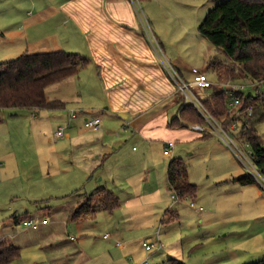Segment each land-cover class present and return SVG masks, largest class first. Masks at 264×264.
Listing matches in <instances>:
<instances>
[{
  "label": "rangeland",
  "instance_id": "rangeland-1",
  "mask_svg": "<svg viewBox=\"0 0 264 264\" xmlns=\"http://www.w3.org/2000/svg\"><path fill=\"white\" fill-rule=\"evenodd\" d=\"M224 1L137 0L135 4L140 22L158 46L157 55L167 63L174 61L168 64L186 83L194 79L189 69L205 70L211 59L224 62L197 32L205 15ZM6 49H11L9 44L0 42V63L22 54L11 50L2 55ZM81 50L83 53L76 55L87 59V67L46 90L47 101H59L64 109L0 111V228L14 214L32 217L38 224L44 219L46 224L38 225L35 231L25 230L21 222L13 228L18 257L7 264H166L168 260L253 264L264 259V177L251 163L235 158L213 134L208 139L175 143L170 157L163 155L164 147L158 143L123 138L122 121H107L110 118L104 116V134L90 139V132L83 129L85 114L74 119L67 116L68 110H80L90 117L88 112L104 102L102 89L90 82L87 51ZM206 77L210 83L217 82L211 72H206ZM191 92L201 102L211 94L196 89ZM176 94L181 104H190ZM59 127L64 129V137L55 139ZM256 132L264 143V120ZM227 134L235 138L233 133ZM101 142L105 145L99 163L94 157ZM172 159L184 164L188 182L195 186L193 200L184 199L174 207L165 188L164 171ZM247 174L254 183L240 185L236 180ZM96 186H106L114 194L119 190L124 194L131 187L141 210H129L128 215L116 209L80 222L69 221L68 215ZM146 189L148 196L143 193ZM157 230L163 248L146 253L141 243L148 238L155 240ZM117 241L123 246L113 251L109 246ZM75 249L85 259L73 255Z\"/></svg>",
  "mask_w": 264,
  "mask_h": 264
},
{
  "label": "crops",
  "instance_id": "crops-1",
  "mask_svg": "<svg viewBox=\"0 0 264 264\" xmlns=\"http://www.w3.org/2000/svg\"><path fill=\"white\" fill-rule=\"evenodd\" d=\"M15 14L18 15L15 17L17 19H14ZM0 31L4 32L0 42L2 45L9 44L11 48L6 49L2 55L10 54L11 50L22 54L63 51L80 55L83 53L81 49H86L85 53L90 59V82L104 93L102 106L88 112L90 118L98 117L101 120L108 116L110 119L107 121L111 118L119 119L123 124V138H141L162 147L172 143L173 150L177 142L193 138L200 140L202 134L190 129L188 132V128H168L171 120L177 118L183 104L162 67L156 47L149 40L150 32L140 22L133 0H0ZM173 62L168 63L173 65ZM101 133V128L96 132L90 131V139L104 134ZM211 137L212 134H209L208 138ZM104 145L101 142L96 149L98 154L94 160L99 163ZM166 169L167 165L164 169L165 188L170 192ZM98 188L101 187L96 186L95 190ZM103 188L114 192L106 186ZM129 188L124 194L121 190L119 194L113 193L120 202L117 210L127 211L128 215L129 210H141L137 193ZM143 193L148 196L150 191L146 189ZM176 203L173 202L172 206ZM12 217L18 216L12 215L0 228V243L16 248L17 237L13 228L17 225L12 224ZM25 220L34 221L27 216ZM122 246L117 241L109 247L115 251L113 248L119 249ZM72 254L85 259L80 250L75 249ZM113 264H117L116 261Z\"/></svg>",
  "mask_w": 264,
  "mask_h": 264
},
{
  "label": "trees",
  "instance_id": "trees-1",
  "mask_svg": "<svg viewBox=\"0 0 264 264\" xmlns=\"http://www.w3.org/2000/svg\"><path fill=\"white\" fill-rule=\"evenodd\" d=\"M197 32L224 58V62L211 59L206 64L205 71L214 74L217 81H264V0H225L205 15L197 27ZM87 65V59L63 51L23 53L13 61L0 63V111L64 109V104L59 101H47L46 90L76 77ZM201 104L222 128L232 122L226 114L223 94L209 95ZM263 120L264 99L261 93L249 125L240 133V138L241 142L249 145L253 168L262 177L264 148L256 127ZM189 125H204V120L192 105L186 104L181 106L177 118L171 120L168 128L185 129ZM208 137V134H202L200 140ZM236 181L242 186L254 183L253 177L248 174ZM166 182L177 202L193 200L195 197V186L188 182L186 167L180 160L172 159L168 162ZM119 206L120 202L112 192L98 188L84 196L83 204L68 215V220L80 222L93 218L98 212L112 213ZM25 219L26 216L12 217L11 222L18 225ZM17 257V248L0 243V264H7ZM166 264L181 263L168 260ZM253 264H264V259Z\"/></svg>",
  "mask_w": 264,
  "mask_h": 264
},
{
  "label": "built area",
  "instance_id": "built-area-1",
  "mask_svg": "<svg viewBox=\"0 0 264 264\" xmlns=\"http://www.w3.org/2000/svg\"><path fill=\"white\" fill-rule=\"evenodd\" d=\"M136 4L137 0H133ZM149 40L153 42L154 48L158 47L156 42L148 36ZM159 58V56H158ZM162 67L164 68L167 75L171 78L172 83L175 86V90L178 94H181L190 105H192L196 111L200 114L204 120V125H192L189 127L190 130L198 134H213L217 139L224 144L241 163H251V151L247 143L241 142L240 133L245 131L249 125V122L253 116L254 106L257 98L262 93L264 88V81L259 83H243L238 81H228L210 83L206 77L205 70L189 69L188 72L193 76L191 83L184 82L181 77L175 72V70L166 62L159 58ZM200 90L202 92L211 91V94H223L225 98V110L226 114L230 117L231 123L226 128H222L220 124L212 118L207 111L203 108L201 101L198 100L193 94L192 90ZM254 93L255 95H253ZM83 112L80 110H69L67 116L70 119H74L76 115ZM83 121V129L88 132H96L101 128V120L98 117H87L86 115ZM64 129L58 128L54 134L55 139H62ZM233 133L235 138H231L227 133ZM237 133V135H236ZM173 144L166 143L163 151L164 156L172 155ZM253 167V165H252ZM259 175V174H258ZM260 176V175H259ZM173 202H177L174 196H171ZM190 208L194 209V206L190 204ZM197 212H201V209H195ZM45 224V221L37 223L32 220H25L21 222L23 228H31L32 230L37 229L38 225ZM159 231L154 233L155 240L148 239L142 243V248L146 253L151 250L155 252L160 251L163 246L159 242ZM107 239V237H103ZM141 264H148L144 261Z\"/></svg>",
  "mask_w": 264,
  "mask_h": 264
}]
</instances>
